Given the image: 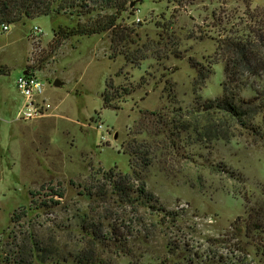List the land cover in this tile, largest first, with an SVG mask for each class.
Here are the masks:
<instances>
[{"label":"rangeland","instance_id":"rangeland-1","mask_svg":"<svg viewBox=\"0 0 264 264\" xmlns=\"http://www.w3.org/2000/svg\"><path fill=\"white\" fill-rule=\"evenodd\" d=\"M263 3L140 0L121 34L75 35L57 47L53 30L79 16L0 28V253L30 232L53 244L59 264H78L75 254L92 242L100 264H264V234L245 236L236 221L244 196L263 198L264 135L237 126L229 140L199 142L170 124L221 94L225 42L264 33ZM198 63L210 74L195 89ZM25 69L43 82L47 116L15 118V80ZM109 80L114 108L102 103ZM240 94L254 93L246 86ZM138 144L149 157L143 178L152 207L122 200L108 180L110 171L130 172L128 147Z\"/></svg>","mask_w":264,"mask_h":264},{"label":"trees","instance_id":"trees-1","mask_svg":"<svg viewBox=\"0 0 264 264\" xmlns=\"http://www.w3.org/2000/svg\"><path fill=\"white\" fill-rule=\"evenodd\" d=\"M131 1L0 0V26L2 24L15 25L25 20L60 12L79 16L80 18L73 25H59L53 30L52 44L57 47L64 39L75 35H92L105 31L121 34L122 30L119 32L117 30L123 24L121 23L123 18L137 9V6L129 7ZM260 14L264 15V3L260 8ZM225 45L231 55L224 62L225 79L221 83V94L213 99H206L201 105L191 109L185 111L181 109L180 112L186 119L177 123L174 120L170 121V124L174 123V128L176 124L178 129L191 131L196 141L199 142H211L216 139L229 140L234 135V129L237 126L254 136L262 138L264 135V33L255 31L241 40L227 41ZM142 58L146 56L140 57ZM209 74L210 71L203 64L198 63L197 73L192 82L193 87L200 89ZM243 86H249L254 94L248 98L241 96L240 91L245 88ZM112 90L113 84L109 80L102 93L104 108H114L112 100L116 93L114 94ZM124 90L128 93L131 89ZM146 112V114L149 113ZM149 114L160 116L156 111H151ZM258 115H260L259 122L256 121ZM139 126L142 127V123ZM171 133H174L173 129ZM128 148L129 151H126L130 156V172H118L113 175L110 171L108 180L112 182L113 190L122 200L133 205L136 203L152 207L155 198L145 188L143 178V170L149 165V157L147 153H142L139 144L134 148L132 146ZM219 167H222V164H219ZM215 168L218 169V167ZM261 195L263 198L255 199L252 203L249 197H243L245 215L238 217L236 221L241 222L238 229L245 236L264 234V184L261 188ZM157 209L159 207H156ZM17 218L20 217L17 216ZM12 245V253H4V255L0 253V264H59L60 255L54 252L53 244L49 245L33 233H27L20 243ZM257 248L264 253V245L261 247L259 245ZM96 251L95 243L92 242L88 248L75 254V262L100 264L102 257ZM160 264L191 263H169L164 259Z\"/></svg>","mask_w":264,"mask_h":264},{"label":"built area","instance_id":"built-area-1","mask_svg":"<svg viewBox=\"0 0 264 264\" xmlns=\"http://www.w3.org/2000/svg\"><path fill=\"white\" fill-rule=\"evenodd\" d=\"M0 28L3 31H7L9 25L2 24ZM34 28L37 27L35 26ZM26 70V74H19L15 80L16 88L22 97L21 104L15 115L18 120H30L47 116L52 107L50 102L40 97L43 87L41 79L34 72ZM101 127L102 124H98V128Z\"/></svg>","mask_w":264,"mask_h":264},{"label":"water","instance_id":"water-1","mask_svg":"<svg viewBox=\"0 0 264 264\" xmlns=\"http://www.w3.org/2000/svg\"><path fill=\"white\" fill-rule=\"evenodd\" d=\"M138 1H140V0H132V1L129 3V7L132 8L133 5H134L136 2H138ZM22 73H23V74H26V73H27V70H24ZM61 84H62V82H61L59 79H55V80L53 81V85L56 86V87L61 86Z\"/></svg>","mask_w":264,"mask_h":264},{"label":"crops","instance_id":"crops-1","mask_svg":"<svg viewBox=\"0 0 264 264\" xmlns=\"http://www.w3.org/2000/svg\"><path fill=\"white\" fill-rule=\"evenodd\" d=\"M26 70V69H25Z\"/></svg>","mask_w":264,"mask_h":264}]
</instances>
